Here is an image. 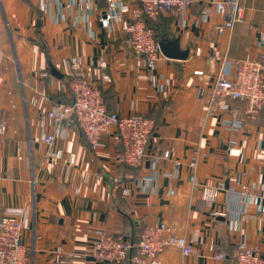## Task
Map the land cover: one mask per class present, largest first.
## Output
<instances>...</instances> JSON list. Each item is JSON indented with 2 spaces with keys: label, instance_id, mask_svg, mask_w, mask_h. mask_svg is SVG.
I'll use <instances>...</instances> for the list:
<instances>
[{
  "label": "crops",
  "instance_id": "0c3cea01",
  "mask_svg": "<svg viewBox=\"0 0 264 264\" xmlns=\"http://www.w3.org/2000/svg\"><path fill=\"white\" fill-rule=\"evenodd\" d=\"M217 1L193 0L180 14L160 13L154 22L158 36L177 37L189 55H161L152 85L127 47L124 25L129 18L110 31L100 26L104 0H45L43 9L39 0H0V123L5 122L0 211L22 225L23 264H55L57 246L66 255L85 254L102 234L130 236L135 231L138 236L143 226L159 221L192 245L189 255L165 248L159 264H231L240 243L264 257V212L254 202L228 199L230 187L255 186L254 196L264 208V109L240 122L245 104L231 101L229 110L206 116L198 95L217 73L231 76L235 59L264 50L257 45L264 32V0H240L244 21L221 34L215 32L223 20L214 9ZM127 3L137 6L136 0ZM205 7L210 13L203 20ZM73 57L79 58L86 78L110 77L103 89L111 110L151 116L155 128L148 150L171 149V159L156 165L145 161L134 170L123 163L121 145L110 135L93 148L76 124L60 130L40 113L68 102ZM51 66L61 77L51 73ZM46 134L55 136L53 153L43 140ZM195 150L199 184L223 185L210 208L189 182L188 162ZM123 187L129 188L128 196ZM227 206L229 214H212ZM218 252L223 259L216 258ZM78 264L101 263L86 258Z\"/></svg>",
  "mask_w": 264,
  "mask_h": 264
},
{
  "label": "built area",
  "instance_id": "2783aa9c",
  "mask_svg": "<svg viewBox=\"0 0 264 264\" xmlns=\"http://www.w3.org/2000/svg\"><path fill=\"white\" fill-rule=\"evenodd\" d=\"M136 1L137 6L130 8L127 0H104L105 7L99 14L98 20L103 31H110L114 23L129 18L124 25L127 47L131 55L148 71L151 84L156 85L157 78L153 72L162 53L158 33L146 25L143 15L155 19L161 12L180 14L190 7L193 0ZM44 3L45 0H39L41 9L44 8ZM214 9L223 19L222 23L215 27L217 34L244 21V7L240 0L217 1ZM209 13L210 8L205 7L201 14L202 19L206 20ZM257 45L264 46V32L260 34ZM98 59L101 62L105 60L102 51ZM71 66L68 88L72 101L55 103L48 110L42 109L40 112L51 120L56 128L68 129L76 124L93 148L100 144L103 136L110 135V138L121 145L122 161L134 170L143 166L145 161L156 165L163 160L171 159V149H164L160 153L148 150L149 140L155 128L153 119L137 114L119 115L107 109L102 94L103 85L111 81L107 74H102L98 80L86 78L80 69V61L77 57L71 58ZM198 95L204 101L206 116H212L217 111L229 110L231 101H242L245 109L239 121L256 118L264 107V50L253 57L235 59L231 76L217 73L212 85L209 88H200ZM226 121L225 123L231 126V123ZM4 131L5 122H1L0 133ZM43 140L49 146V153H53L55 136L46 134ZM175 163L178 164L177 161ZM197 164L198 150H195L192 159L188 162L189 182L193 187L199 188L200 199L210 208L223 189V185H200L197 178ZM168 175L171 176L172 173ZM255 189V186L249 185H243L241 191L230 187L228 199L243 205L254 202L257 211L264 212L261 203L254 196ZM122 192L125 196L130 194L128 187H123ZM231 211L227 206L213 211L212 214L225 216ZM238 212L241 213V210L239 209ZM138 237V242L130 243L122 235L102 234L91 241L90 249L85 254L66 255L61 246H57L53 251L52 259L55 264H78L79 260L86 258L101 264H121L127 259L128 251L136 247V253L131 258L133 264H159V256L167 247L179 250L182 255H189L192 252V245L185 235L177 234L173 226L163 221L143 226L138 232ZM216 258L223 259L224 254L218 252ZM24 259L22 225L18 220L7 217L0 211V264H23ZM231 264H264V257L256 248L240 243Z\"/></svg>",
  "mask_w": 264,
  "mask_h": 264
},
{
  "label": "water",
  "instance_id": "95a60500",
  "mask_svg": "<svg viewBox=\"0 0 264 264\" xmlns=\"http://www.w3.org/2000/svg\"><path fill=\"white\" fill-rule=\"evenodd\" d=\"M160 51L162 55L168 58L185 59L189 55L188 49L179 48V39L176 38H164L159 41ZM50 71L54 76L61 77V74L53 67H50Z\"/></svg>",
  "mask_w": 264,
  "mask_h": 264
},
{
  "label": "trees",
  "instance_id": "16d2710c",
  "mask_svg": "<svg viewBox=\"0 0 264 264\" xmlns=\"http://www.w3.org/2000/svg\"><path fill=\"white\" fill-rule=\"evenodd\" d=\"M138 3H137V1H136V5H137ZM160 15V14H159ZM158 15V16H159ZM157 16V17H158ZM157 17L155 18V19H150V18H148V17H146V16H144L143 15V18H144V21H145V23H146V25L147 26H149V27H152L153 29H155V27H154V22H155V20L157 19ZM164 38H166V36L165 35H161V36H158V39H159V41L160 40H162V39H164ZM69 94H70V98L68 99V100H66V101H68V102H65V101H63V102H61L60 101V103H70L71 101H72V96H71V92H70V90H69ZM102 94H103V98H104V101H105V104H106V107H107V109L110 111V112H114L113 110H111L109 107H108V105H107V102H106V99H105V90L104 89H102ZM59 102V101H58ZM262 109H264V107L262 108ZM117 113V112H116ZM142 116H144V115H142ZM145 117H148V118H151V116H145ZM152 119V118H151ZM124 163V162H123ZM128 166V165H127ZM123 237H124V239L126 240V241H128V242H130V243H136V242H138V240H139V237L138 236H136L135 235V231L132 233V235H130V236H125V235H122ZM136 253V247H133V248H131L129 251H128V257H127V259H125L124 261H131V258H132V256L134 255ZM123 261V262H124Z\"/></svg>",
  "mask_w": 264,
  "mask_h": 264
}]
</instances>
